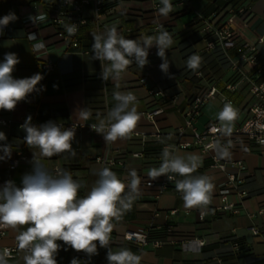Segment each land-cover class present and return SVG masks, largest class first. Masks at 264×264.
Here are the masks:
<instances>
[{"label":"crops","instance_id":"crops-1","mask_svg":"<svg viewBox=\"0 0 264 264\" xmlns=\"http://www.w3.org/2000/svg\"><path fill=\"white\" fill-rule=\"evenodd\" d=\"M55 2L56 0H0V18L10 12L18 17L4 27L0 34V62H3L6 53H16L20 63L12 73L14 78H28L36 73L43 77L37 85L41 91L39 99L29 94L14 110H5L9 124L0 127V131L5 133L7 139L0 141V145H11L12 152L10 158L0 160V186L10 180L18 187L22 186L23 176L32 172V159L35 155L49 171L55 167L70 171L74 179L83 183L84 187L79 191V195L83 197L98 179L95 173L102 169L95 159H118L122 161V167L110 169L126 184L130 181V170L135 169L141 183L140 195L131 208L123 213L119 221H112L114 227L110 247L113 251L130 249L141 257L140 264H218V260L222 264H264L259 262V259L264 258V147L238 141L229 150L230 157L224 158L227 162L225 171L212 168L210 159L198 150L171 149L180 155L192 153L199 156L201 165L192 175H207L212 179L214 189L211 203L207 206L203 219L199 218V209L184 206L182 194L176 190L175 185L163 192H159L156 186H145V181L149 180L148 171L161 165L164 148L177 143L176 132L183 124L182 111L188 99L201 88V82L193 76L196 70L187 71V52L201 57V71L205 76L210 70L215 72L211 78L215 80L219 90H222L223 82H237L224 58L217 53L208 54L203 51V43L198 34L199 25L195 23L194 14H176V11H172L164 17L153 9L160 0H108L100 19L108 28L115 25L117 31L121 30L129 39L139 40L144 36L157 35L153 28L159 24L163 25L173 40L166 52L169 60L168 74L161 71L159 65L162 60L156 54L157 49L152 47L149 63L143 69L130 64L122 74L120 87L117 89L111 79L105 82L100 78L101 65L94 59L92 50V34L96 31L91 23L79 32L80 48L86 50L83 53L67 50L64 44L50 39L53 30L45 24L44 16L48 12V5ZM210 4L211 0H194V6L203 15L214 11ZM35 5H41V9H34ZM241 6L246 7L250 14L244 25L237 24L241 42L255 44L258 37L264 36V0H243ZM30 16H40L43 19L33 23ZM36 29L41 39L32 44L27 34ZM126 30H130V33L125 34ZM104 32L105 30H101V33ZM256 49L260 67L264 71V42L257 44ZM210 57L217 59L211 62ZM43 60L52 63V72L45 74L40 70L39 65ZM141 79L144 80L143 83L139 82ZM260 80H264V76ZM248 87L247 82L239 81L235 92H224L238 111L232 130L245 120L253 102ZM158 88L169 99L164 106V113L155 119L153 126L145 117L149 104L147 90ZM116 90L130 91L136 96L135 106L140 120L134 131L144 133L143 140L130 135L128 138L106 143L101 134L92 130L91 125L98 124L99 119H103L114 107L116 102L113 93ZM82 108L91 111L88 120H81L75 114ZM222 108L223 104L218 96L206 103L201 109L196 128L201 130L207 124L219 122L217 114ZM29 115L36 126L49 121L62 128L67 124L83 125L75 131L72 141L76 155L62 153L51 158L40 157L38 148L27 146L24 141L26 133L20 125ZM17 152H21L27 159L16 169H11L10 161L16 158ZM134 153H140L141 157H133ZM3 155L0 151V156ZM235 161L242 162L243 170L229 165ZM229 174L242 180L241 189L245 191L246 197H231L233 209L213 217L211 209L220 204L216 197L217 185ZM169 175H174L177 180L182 178L176 174ZM172 211L174 213L171 214ZM164 222L170 223L174 228L172 239L179 241L198 238L204 245L200 249L188 251L182 250L177 244L140 249L122 240L125 231L147 228H154L152 237L162 239L164 233L160 227ZM26 227L16 230L8 228L6 235L0 239V247L13 245L18 232L26 230ZM251 227L258 229L260 234L253 236L249 230ZM236 241L241 244L242 251L239 253H234L231 247ZM58 243L61 248L56 256L57 264H70L73 258L81 261V254L84 252H77L62 241ZM97 251L96 257L90 259V264H107V249L97 245ZM23 256L24 252H17L9 260V264H24Z\"/></svg>","mask_w":264,"mask_h":264},{"label":"clouds","instance_id":"clouds-1","mask_svg":"<svg viewBox=\"0 0 264 264\" xmlns=\"http://www.w3.org/2000/svg\"><path fill=\"white\" fill-rule=\"evenodd\" d=\"M158 12L167 17L173 11L171 0H160ZM18 19L15 13L0 18V34L10 22ZM33 23L43 19L40 16L29 17ZM69 34H74L76 25L66 28ZM31 35V34H30ZM92 50L94 59L101 65L100 78L103 81L111 79L119 89L122 74L133 62L143 69L149 63V49L155 47L157 56L162 60L161 71L169 73L167 49L173 40L163 25H158L157 35L144 36L137 39L125 38L118 33L115 25L106 28L104 33H93ZM107 61L105 64L103 62ZM20 63L16 53L8 52L0 62V110L12 111L17 104L26 100L29 94L43 79L40 73L28 78H14L12 73ZM187 67L193 71L201 65V57L191 55L186 61ZM171 78V77H170ZM115 105L98 124L91 125L92 130L101 134L106 143L117 139L128 138L140 120V114L135 106L136 96L132 92L114 91ZM81 120H88L91 111L87 108L78 109L76 113ZM238 118V111L231 102H226L217 114L220 130L224 135H230L233 123ZM29 115L20 125L26 133L24 141L30 148L39 149L40 157L51 158L62 153L76 155L72 146L75 138V128H62L49 121L40 126L32 124ZM216 129L214 128L213 131ZM4 132L0 131V141H6ZM230 143L219 147L221 158L230 157ZM4 153L0 160L11 157L12 147L0 145ZM162 163L158 168H152L147 175L151 181L161 176L168 180L175 179L176 174L182 179L175 181V188L182 194L184 206L188 209L197 208L205 214L211 203L214 184L207 175H192L201 165L200 157L187 153L180 155L167 146L162 151ZM32 172L22 178V186L13 181H7L0 186V228L18 229L16 236L17 248L24 252V264H57L56 256L62 241L77 252H84L89 257L98 254L97 245L107 249V264H140L141 257L130 249L121 248L113 251L110 247L113 220L119 221L123 213L129 210L132 203L140 195L141 179L135 169L130 170V181L126 184L108 167L100 169L98 179L88 193L81 197L79 191L83 183L74 179L68 170H57L53 174L40 158L33 155ZM10 250L0 251V264H9ZM70 264H82L73 258Z\"/></svg>","mask_w":264,"mask_h":264},{"label":"built area","instance_id":"built-area-1","mask_svg":"<svg viewBox=\"0 0 264 264\" xmlns=\"http://www.w3.org/2000/svg\"><path fill=\"white\" fill-rule=\"evenodd\" d=\"M107 1L56 0L54 4H49L48 12L44 16V19L45 24L53 30V33L49 36L50 39L64 44L67 50L85 52L86 50L80 48L79 32L81 28L87 26L89 23L93 25L98 34L101 33V30L108 28L100 21ZM171 2L173 4V11H176V14H194L195 23L199 25L198 34L203 43V51L208 54H219L226 60L229 71L237 78V82L235 83L223 82L222 90H219L215 80L211 77L207 78L201 70H196L193 73V76L201 82V88L188 99L187 105L182 111L183 124L177 129L176 137L178 141L171 149L198 150L210 159L212 168L225 171L227 162L219 156L220 146H225L230 143V150L238 141H244L248 144L264 147V80H260L264 76V71L260 67L258 51L256 49L257 44L264 42V36L258 37L255 44H250L245 41L241 42V35L238 32L237 24L244 25L250 16L249 11L244 6L240 5L234 8L231 4H227L218 11L203 15L200 9L194 6V0H171ZM161 6L160 3H156L153 9L158 10ZM34 9H41V5H35ZM71 24L76 25L74 34H69L66 30L67 26ZM158 25H155L153 28L154 31H157ZM118 33L123 35L121 30ZM128 33H130V30L125 31V34ZM27 36L32 44L41 39L38 29L31 31ZM123 36L128 38V36ZM151 54L152 51L149 49V56ZM103 63L107 64L108 62L105 61ZM132 64L136 65L134 62ZM39 67L44 73L53 71L52 63L47 60H43ZM143 81L141 79L139 82L143 83ZM239 81L248 83V93L253 100L248 108L245 120L236 129L232 130L230 135H224L222 133L219 122L207 124L203 129L198 130L196 128V122L202 107L209 101L214 100L217 96L223 105L226 102L232 103L231 99L224 92H235ZM147 95L149 104L145 112V117L154 126L155 119L164 113V106L169 98L159 88L147 90ZM30 96L36 99L41 97V91L38 86H36V90ZM31 122L34 125V122ZM8 124L9 120L7 119L5 110H0V127L7 126ZM81 126L83 125L67 124L64 128L70 129L74 127L77 130ZM214 128L216 129L215 131H213ZM131 136L139 137L141 140L145 138V134L142 132L133 131ZM132 156L141 157V154L134 153ZM26 159L21 152H17L16 158L10 161V168L16 169ZM95 161L101 164L102 168L122 167L123 165L122 161L114 158L105 159L98 157ZM229 165L238 170H243L242 162H230ZM57 170L63 169L55 167L52 168L51 172L55 174ZM176 180H168L166 176H162L154 181L150 179L146 180L145 186H156L159 192H163L174 186ZM241 185L242 180L232 174L227 175L226 179L217 185L216 197L219 199L220 204L211 209L213 217L233 209L234 204L230 201L231 197L236 196L239 199L246 197V193L241 189ZM172 213L174 212L172 211ZM203 217L204 214L202 215L200 211L199 218L203 219ZM7 229L0 228V239L6 235ZM160 229L164 233V238L162 239L152 237L154 228H147L125 231L122 234V240L140 249L145 247L158 248L166 244H177L182 250L188 251L200 249L204 245V242L198 238H187L179 241L172 239L174 228L168 222H164ZM249 230L253 236L260 234L258 229L254 227H251ZM231 247L234 253L240 252V246L237 242H233ZM5 248L10 250L11 256L9 260L20 251L17 248L16 242L11 246L0 247V251H3ZM81 261L82 264H90L89 256L86 253L81 254ZM217 262L218 264H222L220 260Z\"/></svg>","mask_w":264,"mask_h":264},{"label":"trees","instance_id":"trees-1","mask_svg":"<svg viewBox=\"0 0 264 264\" xmlns=\"http://www.w3.org/2000/svg\"><path fill=\"white\" fill-rule=\"evenodd\" d=\"M211 1H212V4H210V8H212L214 11H218L220 8H222L223 6H225L227 4H231L234 8H236V7L240 6L243 3V0H211ZM214 4H215V6H213ZM185 49H187V48H185ZM189 56H191V53L187 52L185 57L188 58ZM187 69H188L187 71L189 72V68L188 67H187ZM45 74H47V73H45ZM239 246H240V252H241L242 251L241 244H239ZM95 257H96V255H93V256L89 257V259H93ZM259 262L260 263H264V258L259 259Z\"/></svg>","mask_w":264,"mask_h":264},{"label":"rangeland","instance_id":"rangeland-1","mask_svg":"<svg viewBox=\"0 0 264 264\" xmlns=\"http://www.w3.org/2000/svg\"><path fill=\"white\" fill-rule=\"evenodd\" d=\"M179 22H180V21H179ZM215 57H216V56H215ZM210 59H211V62H212V61H215L217 58H212V57H210ZM211 67H212V66H211ZM211 67H210V68H211ZM198 69L201 70V65H200V67H199ZM211 69H212V68H211ZM214 73H215L214 71L211 72V70H210V73H207V76H206V77L209 78V77H211V75H213Z\"/></svg>","mask_w":264,"mask_h":264}]
</instances>
